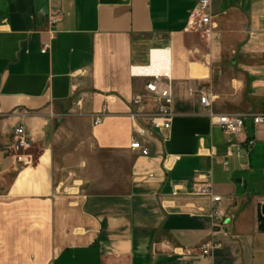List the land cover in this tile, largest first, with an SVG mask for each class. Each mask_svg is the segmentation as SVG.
Segmentation results:
<instances>
[{"label": "crops", "instance_id": "crops-1", "mask_svg": "<svg viewBox=\"0 0 264 264\" xmlns=\"http://www.w3.org/2000/svg\"><path fill=\"white\" fill-rule=\"evenodd\" d=\"M197 4L0 0V264H264V0H212L210 41ZM151 56L138 71L169 58L173 118L141 156L129 114L147 80L130 70ZM205 94L243 130L213 126ZM20 127L29 148L13 152ZM200 186L221 197L222 231Z\"/></svg>", "mask_w": 264, "mask_h": 264}, {"label": "built area", "instance_id": "built-area-1", "mask_svg": "<svg viewBox=\"0 0 264 264\" xmlns=\"http://www.w3.org/2000/svg\"><path fill=\"white\" fill-rule=\"evenodd\" d=\"M212 0H198L197 7L190 15L193 28L201 32L205 38L210 41L217 39L219 33L213 25L211 14ZM56 20L51 18L50 24H55ZM49 45L45 44L41 53H46ZM151 55V54H150ZM152 66V56L146 66L132 67L130 70L131 76L135 78H145L147 83L141 93L136 95L131 100L133 112L129 114V118L133 125L130 149L138 152L141 156H148L149 150L143 143L147 135L154 131L168 130L171 126L173 112V79L171 75V63L168 59H160L155 62V68L150 73H140L138 70ZM145 99H150L155 102L152 110L144 112L140 108L144 105ZM213 97L210 94H205L200 97V104L207 109L208 119L211 124L218 127L226 134H237L241 132L245 125V116L243 115H217L211 112ZM81 100L77 101L76 106L80 107ZM101 122L100 117L94 119L93 125L97 126ZM254 126H264V112L252 116ZM251 146L253 141L248 142ZM29 148L23 128H17L13 133V144L11 150L19 152ZM198 196L208 197L211 200V209L209 218L211 220V229L214 233L222 231L225 227L224 215L219 209L221 197L213 194L209 186H200L195 190ZM221 247V243L216 240H211L201 248L202 255H209L213 249Z\"/></svg>", "mask_w": 264, "mask_h": 264}, {"label": "water", "instance_id": "water-1", "mask_svg": "<svg viewBox=\"0 0 264 264\" xmlns=\"http://www.w3.org/2000/svg\"><path fill=\"white\" fill-rule=\"evenodd\" d=\"M229 146H230V144H229ZM232 151L234 153H240L241 150H239L237 147H232ZM258 219L261 223L259 230L263 231L264 230V206L260 207V209H259Z\"/></svg>", "mask_w": 264, "mask_h": 264}]
</instances>
